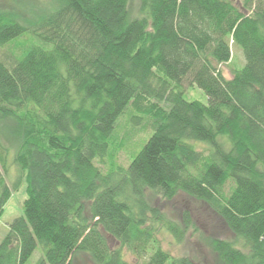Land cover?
Wrapping results in <instances>:
<instances>
[{"label":"trees","instance_id":"1","mask_svg":"<svg viewBox=\"0 0 264 264\" xmlns=\"http://www.w3.org/2000/svg\"><path fill=\"white\" fill-rule=\"evenodd\" d=\"M51 1L25 19L0 7V49H20L0 55V125L27 183L0 264H196L161 247L187 222L158 219L146 191L215 212L233 235L209 243L219 264H264V0H139L134 17L129 0ZM232 45L245 63L226 77ZM128 110L152 132L122 166ZM10 195L0 174V216Z\"/></svg>","mask_w":264,"mask_h":264},{"label":"rangeland","instance_id":"2","mask_svg":"<svg viewBox=\"0 0 264 264\" xmlns=\"http://www.w3.org/2000/svg\"><path fill=\"white\" fill-rule=\"evenodd\" d=\"M0 4V7L18 9L22 15L20 18L25 19L29 16V13L34 11L32 10L34 6L35 9L39 10L42 7L48 8L52 5V1L0 0ZM138 7L139 0H129L131 16L138 15ZM28 21L31 22L30 20ZM22 22L24 24L25 21ZM25 40V37H20L15 43L18 44ZM9 50L18 53L20 49L16 48L14 44L9 45L0 49V55L5 57ZM244 63L245 59L241 48L232 45V59L228 64L221 67L222 72L226 77H230L231 68H239ZM184 98L207 103L205 93L197 87H189L184 92ZM131 115L135 114L128 110L124 115L120 116L114 128L115 143L120 145L116 160L122 166L128 164L130 153L133 151L137 152L152 132V127L147 117H140L137 114L136 116L140 118L133 121ZM0 143L4 148V150L0 149V174L11 189V195L4 205L3 213L0 216L1 241L8 232L9 224L22 214L23 202L27 197V183L23 173L20 172L19 167L14 162L17 140L15 135L5 125H0ZM200 145L203 146L202 144ZM2 151H4V154ZM100 166L102 169L107 167L106 165ZM144 194V201L148 209L154 210L158 219L163 218L164 220L172 221L178 224L179 227L183 226V222H187V227L179 241L170 232L160 227L161 232L158 234V238L163 249L174 257L185 256L196 264H219L217 257L210 250L209 243L215 238L233 239V235L215 212L205 203L188 196L184 192L179 191L170 199L151 191H146ZM148 215H151V213L148 212ZM113 246L117 247L118 245L113 242ZM38 253V250L34 251L26 264H34L39 257ZM72 260V264H95L85 253H77Z\"/></svg>","mask_w":264,"mask_h":264}]
</instances>
